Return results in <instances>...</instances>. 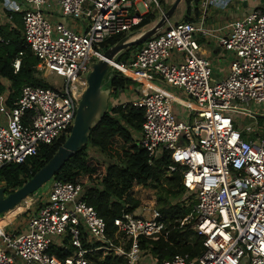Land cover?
<instances>
[{
    "label": "built area",
    "instance_id": "1",
    "mask_svg": "<svg viewBox=\"0 0 264 264\" xmlns=\"http://www.w3.org/2000/svg\"><path fill=\"white\" fill-rule=\"evenodd\" d=\"M149 3L160 9L158 0H0L4 15L22 14L35 77L57 72L65 79L62 88L22 85L10 107L0 95V167L26 163L42 145L67 137L91 64L109 38L142 21ZM203 18L169 21L139 48L110 61L106 75L140 83L138 90L126 87L136 97L112 106L143 111L141 129L131 134L149 164L168 153L164 176L180 175V205L192 207L188 219L202 241L199 253L159 260L149 249L166 228L158 210L146 218L122 209L110 233L82 199V184L52 178L28 196L23 229L7 231L9 223L0 229V264H96L93 254L108 251L123 264H264V125L243 109L264 104V12L254 9L215 27ZM199 35L224 50L223 78L213 77ZM22 55L13 61L15 72ZM109 90L111 99L115 91ZM141 240L148 241L144 249ZM56 250L70 254L60 257Z\"/></svg>",
    "mask_w": 264,
    "mask_h": 264
},
{
    "label": "trees",
    "instance_id": "2",
    "mask_svg": "<svg viewBox=\"0 0 264 264\" xmlns=\"http://www.w3.org/2000/svg\"><path fill=\"white\" fill-rule=\"evenodd\" d=\"M164 7L163 0H158ZM201 0H184V20L193 21L198 18V4ZM10 18L0 22V95L8 90L6 104L10 107L18 98L24 84L47 86L42 79L34 75L36 58L26 48L23 39L22 14L7 12ZM156 19L153 12H148L133 30L141 29ZM1 21V16H0ZM124 34L109 38L104 46L108 47L117 42ZM133 46L124 50L118 59ZM22 51L18 71H14L13 61ZM2 80L8 81L6 86ZM107 87L114 88V96L124 91L134 80L120 75L106 80ZM150 85L146 82V86ZM143 111L130 104L108 107L100 123L91 129L86 145L72 155L53 176L55 180L80 183L85 187L82 199L93 206L97 214L104 218L107 231L114 230L113 219L120 215L122 209L132 212L137 208L139 200L130 192L135 184L163 190L167 195L158 196V211L166 223L162 236L157 241H149V249L159 260L169 258L176 253L195 256L202 249V241L191 228L189 215L191 206L171 204L170 197L181 194L184 189L180 183L178 172L164 176L170 157L167 152L153 161L147 162V152L134 140L130 130L138 132L141 129ZM65 138H60L51 145H42L36 156L23 164H7L0 167V186L4 185L7 192L20 187L47 160L51 158ZM89 147L98 149L109 163L98 160L90 154ZM169 197V199H168ZM4 215V214H3ZM2 215V216H3ZM148 241L141 240L140 248H146ZM97 245L98 243H93ZM60 257L70 254V251H56ZM91 259L96 264H123L124 260L112 255Z\"/></svg>",
    "mask_w": 264,
    "mask_h": 264
},
{
    "label": "water",
    "instance_id": "3",
    "mask_svg": "<svg viewBox=\"0 0 264 264\" xmlns=\"http://www.w3.org/2000/svg\"><path fill=\"white\" fill-rule=\"evenodd\" d=\"M180 2L181 0H173L169 6L165 5L150 27L124 34L117 42L106 47L102 56L91 64V70L86 76L87 85L80 97L69 134L51 158L20 187L6 193L7 188L0 186V215L51 180L64 163L86 145L91 129L100 123L109 107L110 90L108 87L104 88L103 80L106 79L110 61L116 59L124 50L138 46L160 32L168 24Z\"/></svg>",
    "mask_w": 264,
    "mask_h": 264
},
{
    "label": "rangeland",
    "instance_id": "4",
    "mask_svg": "<svg viewBox=\"0 0 264 264\" xmlns=\"http://www.w3.org/2000/svg\"><path fill=\"white\" fill-rule=\"evenodd\" d=\"M173 0H163V2L169 6L170 3H172ZM86 4V3H85ZM185 4H184V0H181V2L179 3L177 9L175 10L172 18L170 19V22L173 21H179L180 19H183L182 17L184 16L185 13ZM149 10L152 11L154 13V15L156 16V19L154 21L157 20V18L160 16L161 11L163 10V6L160 7V9H156V7H154V5L152 3H149ZM68 22L73 23V24H77V21L75 19L72 18H68L67 19ZM152 21L151 23L147 24L146 26L142 27L141 30H145L148 27H150L152 25V23L154 22ZM228 64V61L226 58H220V59H213L212 60V75L215 78H219L220 76V72L219 69L222 67H225ZM41 79L43 80L44 83L47 84V86L51 87V88H62L64 83H65V79L64 76L60 73L57 72H52V73H48L45 72L44 74L41 75ZM3 83L7 86L8 85V81L6 80H2ZM105 82V83H104ZM103 84H104V88L107 87V82L106 79L103 80ZM133 86V89L138 90V87L140 86L139 82H132L130 83ZM177 94V96L181 97V98H185L180 92H175ZM131 91L129 88H126L124 91H121L118 95L113 97L111 96V99L109 100V107H111L113 104L119 102V103H123L126 101H129V99L131 98ZM248 104L243 105V109H249ZM250 109H254L257 111H263L264 110V104L261 105H253L250 107ZM174 111H176L175 108H173ZM252 112H255L252 110ZM259 115H261V113H259ZM264 118V116H263ZM237 122L240 121V119L238 118L236 120ZM132 134L135 133V131L130 130ZM88 151L90 152L91 155H93L94 157H96L98 160L103 161L105 163H109L110 160H108L102 153H100L98 151V149L93 148V147H89ZM170 176V175H168ZM48 183V182H47ZM43 185L42 187H40L38 190H36L32 195L35 196L36 194H38L40 191H42L46 185ZM130 192L132 193L133 197L135 199L139 200V204L137 206V208H135L133 211V213H135L136 215H141L144 216L146 218L150 217V214L152 212L153 209L158 210V196L162 195L163 197H166L167 195L163 192V190L160 189H155V188H150V187H144L142 185H134V187L131 188ZM30 195V197L32 196ZM183 197V192L175 197H170V202L171 204H180V198ZM169 199V197H168ZM25 203L24 201L21 202L20 205H18V207L14 208L12 211L6 213V214H2L0 215V224H4V218H13V216L15 217L16 214L19 213L20 210H22V206H27V204L30 203V199L27 197L25 199ZM189 203L191 202V200H188ZM24 208V209H25ZM24 211V210H23ZM23 211L21 213H19L15 218L12 219L11 222L5 223L4 225H7L6 230L7 231H12V230H21L23 229L24 225H25V219L23 217H25V215H23ZM8 216V217H7ZM105 255H111V252L108 251L106 252V254L103 253H97V254H93V258L98 257V259H103V257Z\"/></svg>",
    "mask_w": 264,
    "mask_h": 264
},
{
    "label": "crops",
    "instance_id": "5",
    "mask_svg": "<svg viewBox=\"0 0 264 264\" xmlns=\"http://www.w3.org/2000/svg\"><path fill=\"white\" fill-rule=\"evenodd\" d=\"M161 6L162 5L160 4V7ZM254 9H260L262 12H264V0H206V6L205 7L201 6V1H200V3L198 4V11L200 12V14H199L198 18L193 20V21L197 22L200 20L201 17H204L203 20H204V23L206 25H210L211 27H215V26L222 25L228 19H232V18H235L237 16H242V15H244V14H246V13H248ZM150 12H152V11H150ZM6 15L7 14H5V15L3 14L2 8L0 5V16H1L0 22L1 23L6 21V19H8V16H6ZM173 22H176V21H173ZM198 39H199V42L202 44V50L200 53L205 55V56H208L209 59L211 60V62L215 58H217V59L226 58L228 61V58H227L224 50L221 47H219L216 44H212V43H204L205 41L202 38V36H200V35H199ZM136 48H139V47H136ZM132 49H134V48H132ZM219 72H220V76H219V78H216V79H221L227 74L228 64L223 68L221 67L219 69ZM8 85H9V83H8ZM4 93L7 96L8 90H6ZM134 97H136V95L131 94L130 99H132ZM248 105H250L249 110H251V113H253L257 117V119L264 125V118H263L264 110L260 112V111L254 110V109H250V107L255 105V104L249 103ZM1 106H3V105H0V107ZM252 110L255 112H252ZM259 113H261V115H259ZM0 114H1V112H0ZM19 213H21V211H19ZM18 214H16V216ZM15 217L13 216V218H15ZM4 226H5L4 224H0V227L3 228Z\"/></svg>",
    "mask_w": 264,
    "mask_h": 264
},
{
    "label": "bare ground",
    "instance_id": "6",
    "mask_svg": "<svg viewBox=\"0 0 264 264\" xmlns=\"http://www.w3.org/2000/svg\"><path fill=\"white\" fill-rule=\"evenodd\" d=\"M127 73L128 74H131V72L130 71H127ZM148 83V82H147ZM192 107H195V105L194 104H192ZM26 202V201H25ZM24 202V203H25ZM21 203H19V204H17L15 207H13L12 209H9L8 211H6V212H4V214L5 213H8V212H10V211H12L14 208H16V207H18V205H20ZM20 208H22V210H20L21 212L24 210V208H25V206H22V207H20ZM2 215V214H1ZM8 217V216H7ZM12 219L11 218H4V221L6 222V223H9L10 221H11ZM5 224V223H4ZM2 227H0V229H1Z\"/></svg>",
    "mask_w": 264,
    "mask_h": 264
}]
</instances>
